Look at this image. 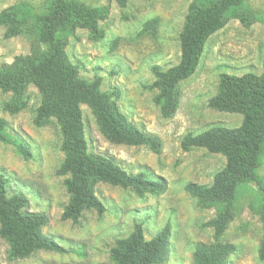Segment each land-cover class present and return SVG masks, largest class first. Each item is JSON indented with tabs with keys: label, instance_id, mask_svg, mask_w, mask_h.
Returning <instances> with one entry per match:
<instances>
[{
	"label": "rangeland",
	"instance_id": "374dc122",
	"mask_svg": "<svg viewBox=\"0 0 264 264\" xmlns=\"http://www.w3.org/2000/svg\"><path fill=\"white\" fill-rule=\"evenodd\" d=\"M52 1L0 0V16L20 6L33 9L35 14L47 13ZM76 1L106 11L98 21L105 35L100 41H92L88 30L76 28L66 37L70 62L79 67L82 79L100 78V90L110 96V101L140 130L161 142L159 154L143 146L114 145L101 134L91 108L81 105L89 152L114 158L130 175L144 173L153 180L163 179L167 190L141 198L132 190L99 183L95 192L106 212L99 215L87 211L78 224L62 221L69 195L64 186L67 177L56 175L65 159L60 128L55 120L43 127L34 124L41 104L35 86H27L17 97L26 104L18 114L5 110V105L16 99L15 94L0 89V118L8 123L11 137L23 141L32 154L25 160L13 145L0 142V175L8 179V194H24L30 211L45 213L49 223L43 233L68 250L66 254L39 252L29 259L12 261L10 245L0 237V264H113L110 250L118 239L132 233L136 223L143 225L147 240L170 224L171 254L164 264H196L193 255L197 245L214 242L213 229L204 225L217 216L218 209L201 206L185 186L212 185L226 159L201 148L185 152L182 140L187 134L198 135L215 126H241L242 115L212 110L208 102L217 95L222 74L240 77L263 73L264 0H245L247 25L230 17L209 38L195 74L179 84V107L170 119L162 116L155 103L158 90L150 88L155 82L152 68L158 66L166 71L178 65L186 17L193 7L212 0H127L125 7L115 0ZM154 19L158 20L155 28H146ZM8 28L0 25V71L15 64L19 57L30 56L36 44L33 37H7ZM258 176L264 180V151ZM260 208L257 186H242L234 205V219L222 239L237 247L229 264H264L258 254L264 239L263 223L257 213Z\"/></svg>",
	"mask_w": 264,
	"mask_h": 264
},
{
	"label": "trees",
	"instance_id": "16d2710c",
	"mask_svg": "<svg viewBox=\"0 0 264 264\" xmlns=\"http://www.w3.org/2000/svg\"><path fill=\"white\" fill-rule=\"evenodd\" d=\"M115 1L122 7L127 3V0ZM244 7L245 0H212L190 10L180 35V62L166 71L158 66L152 68L155 82L150 88L158 90L155 103L164 118L170 119L176 114L180 103L179 84L195 74L209 38L221 30L230 17L247 25ZM105 14L106 11L87 7L76 0H53L47 13L35 14L33 9L20 6L0 16V25L9 27L7 37H33L36 43L30 56L19 57L15 64L4 66L0 71V89L16 96L5 105V110L18 114L26 108L17 97L27 86L33 85L39 91L41 104L34 124L43 127L55 120L60 128L65 159L56 175L67 177L64 186L69 195L61 219L73 224H78L87 211L99 215L106 212L95 192L99 183L132 190L141 198L147 194L161 195L167 190L163 179L153 180L144 173L130 175L114 158L89 152L81 105L91 108L101 134L110 143L143 146L155 154L161 152L160 140L140 130L110 101V96L100 90V78L82 79L79 67L70 62L66 53V37L76 28L88 30L92 41L102 40L105 34L98 21ZM157 21L148 22L146 28L154 29ZM114 95L119 97L118 90ZM208 106L218 112L240 114L243 121L236 129L215 126L198 135L187 134L182 140L185 152L201 148L226 159L225 167L215 174L212 185L189 183L185 186V191L201 206L218 209L217 216L204 225L213 229L214 242L197 245L193 260L196 264H229L237 247L222 239L234 219V205L242 186H257L261 195V208L257 213L264 229V180L258 176L264 151V65L261 75L222 74L218 93L209 100ZM0 142L13 145L25 160L32 157L23 141L11 137L8 123L2 118ZM7 187L8 179L0 175V237L10 245V260L29 259L39 252L68 253L43 233L49 223L48 216L30 211L28 198L22 193L9 196ZM171 237L170 224L147 240L143 225L136 223L127 238L115 242L110 259L113 264H164L171 254ZM258 254L259 261L264 262V239Z\"/></svg>",
	"mask_w": 264,
	"mask_h": 264
}]
</instances>
